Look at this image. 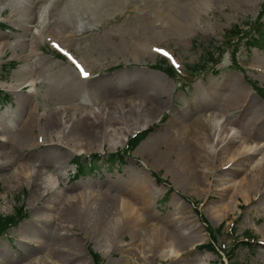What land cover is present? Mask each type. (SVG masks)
<instances>
[{"label": "rangeland", "instance_id": "obj_1", "mask_svg": "<svg viewBox=\"0 0 264 264\" xmlns=\"http://www.w3.org/2000/svg\"><path fill=\"white\" fill-rule=\"evenodd\" d=\"M200 10L195 19L184 23L159 19L153 36L147 37L155 51L139 59L129 56L132 44L140 42L126 24L134 12L115 7L112 1L104 0L101 4L98 0H43L38 4L35 20L27 22L26 28L30 26L26 31L18 24L19 15L11 19L9 10L0 12V33L9 34L0 39V47L6 40L16 45L25 33L33 36L41 31L39 46L29 42L22 44L17 53L8 49L2 55L0 81L6 85L0 87V125L6 121L13 130L19 127L26 95L34 97L28 104L31 113L36 111L42 118L44 127L53 114L63 113L65 121L70 119L74 106L78 117L86 116L93 107L103 110L98 113L95 127L88 128V119L75 118L69 121V127L65 124L57 129L46 128L49 137L55 129L65 128L64 149L74 153L62 160L47 154L44 144L26 152L15 149L12 143L0 142V156L4 160L0 166V215H13L22 206L27 211L23 220L0 234V264H94L91 250L102 256L103 264H174L178 252L183 253V262L192 261L191 264H264L263 171L256 177L250 195H244L252 164L264 158V95L254 88L264 91V49L251 47L246 41L264 27V0H206ZM235 24L239 32L234 37L226 36ZM47 33L71 39L65 45L52 43ZM211 44L220 49L204 65L211 68L196 75V67L187 71L185 67L199 62ZM64 49L71 50L78 61L87 65L90 78H82L77 69L74 75L67 66L69 62L64 56L68 52ZM33 50L41 54L37 56ZM24 51L28 57L22 55ZM165 53L175 63L174 76L154 66L167 57ZM58 75L70 79V86H58ZM29 78L36 83L34 91L28 84ZM18 83L21 90H17ZM242 83L246 87L254 85L251 92L247 88L253 98L243 100L242 117L239 118L241 112L234 111L229 118L231 124L218 120L230 108L228 99L238 97ZM210 112L217 119L212 121L213 130H220L223 138L207 144L209 158L197 160L198 170L194 162L191 171H187L190 176H200V180L208 179L183 180L177 168L183 144L181 133L191 130L196 119H204ZM256 116L262 119L257 127L252 124ZM248 120L251 122L241 127V122ZM119 125L135 128H129L126 140L115 146L121 137L116 130ZM147 127V136L133 152H119L136 132ZM230 127L235 128L234 132L226 137ZM90 129L95 136L85 134ZM1 133L10 140L13 136L11 131ZM186 134L188 140L184 139V144L193 147L198 133L191 130ZM228 142L232 149H223ZM257 145L261 147L249 166L237 161L240 149ZM150 146L151 157L150 153H142L143 149L150 151ZM117 152L112 164L110 155ZM145 155L150 157L148 166ZM76 156L87 157L93 168L89 175L78 176L73 160ZM188 160L192 162L196 157L187 154L185 161ZM29 168L33 179L24 175L12 182L18 169L30 173ZM136 168L156 189V196L151 199L155 225L145 227L144 234L156 227L170 244L177 239L168 255L158 252L152 256L151 252L144 254L139 249L142 257L136 260L134 254L127 252L134 247L133 234L127 229V222L117 224L114 209L107 210L109 219L105 225L109 230L104 234L93 232L73 216L63 217L69 195L85 186L117 191L121 184L131 181ZM154 173L162 181L156 180ZM54 180L59 181L50 187ZM67 187L70 189L65 194ZM209 225L215 229L221 226L222 230L216 232L218 240L213 248H204L202 245L212 241L206 229ZM247 231L252 235H246ZM181 235L188 237V243L178 239ZM230 249L233 254L229 259Z\"/></svg>", "mask_w": 264, "mask_h": 264}, {"label": "bare ground", "instance_id": "obj_2", "mask_svg": "<svg viewBox=\"0 0 264 264\" xmlns=\"http://www.w3.org/2000/svg\"><path fill=\"white\" fill-rule=\"evenodd\" d=\"M5 1L8 3L5 4ZM43 0H0V12H3L5 10H9L10 12V18H15L16 15H19L18 24L21 28H23L25 31L28 30L29 24H26L30 20H35V13L38 8V4L42 2ZM93 1V0H92ZM107 2L112 1V5L118 8H121L123 10L125 9H131V11L134 12L133 17L127 21L126 24H129L130 32L136 33L139 38L140 42H134L132 44V48L129 51V56L134 59H139L142 56L152 54L155 50V45L147 40V37H152L154 34V31L158 28V21L159 19H166L168 21L175 20L177 22L184 23L185 21L193 20L196 18V15H199L201 13L200 5L204 3L206 0H105ZM101 4L104 2V0H98ZM13 5V7H10ZM183 9H180L183 7ZM49 10L51 8H48ZM1 15V13H0ZM63 24L64 22L61 21ZM65 25V24H64ZM66 27V25H65ZM48 36L54 40V41H62L65 42L67 40H70V36H64L63 38L58 37L55 34L47 33ZM7 33H0V39H4L8 36ZM40 36L41 31L39 30L35 35L31 36L29 34H24V37L22 39H17L16 45H14L13 41L6 40L5 42H2V46L0 47V62L2 60V55L6 50H11L14 53H17L24 44H27L29 42H34L36 46L40 45ZM35 38V39H34ZM44 39V35H43ZM23 44V45H22ZM27 46V45H26ZM25 46V47H26ZM34 53L39 56L41 54L39 50H33ZM24 56H29L24 51ZM20 56V55H19ZM73 61V60H72ZM79 64L84 68V72L90 74V69L87 68L86 64H82L81 61H78ZM67 66L74 72L75 74V68L68 63ZM45 67V65H44ZM73 75V77H74ZM89 76V75H88ZM56 78V84L58 86H62L63 88L70 86V79H66V77H62L61 75L55 76ZM77 78L82 80V78L77 75ZM87 78H90L87 77ZM84 80V79H83ZM28 84L31 87V91L34 90L33 85L35 83L33 78L28 79ZM21 83H18L17 90H21ZM251 92L252 88H250L249 85L244 86L242 83L240 85V88L238 90V97H230L227 101L228 106L230 107L229 111L227 110L225 113L222 114V117L218 120H224L229 121V118H231V113L234 111L241 112V109H245V105L243 104V100H250L253 97H251V94L247 91ZM250 97V98H249ZM33 96L26 95L22 101L23 104V114L19 120V127L15 130L11 129L12 126L8 124L6 121L3 123V128H1V132L8 131L13 132V136H11V140L9 137L3 133L0 132V142L1 139L5 140L4 143H12L15 147V149H21L27 152V150L35 149L40 144H44L47 146L45 149L47 151V154L56 155V158H60L61 160L64 159V157L68 154L74 153L71 149H64L63 141L65 142V128L57 131L56 129L60 125L66 124V127H69V121H72V119L78 118V120H84L88 119L89 127H92L97 124V119H99V114L102 109L99 107H93V111H91L86 116L84 114H81L80 117H78L75 113L77 110V106L72 107L71 114H69L70 119L64 120L63 113L59 115H52L50 119L48 120V123H46L45 127L42 123V118L39 117L36 113H31L30 105L28 104L30 99H33ZM243 102V103H242ZM241 104V105H240ZM240 105V106H239ZM240 117H242L243 111L240 113ZM104 115V114H103ZM214 112H210L208 116H206L204 119L202 117H199L196 119L193 124L191 130H194V132H197L198 135H196L194 146L190 147L184 144V139L188 140L187 132H190L191 130H185L181 133V140L183 142L181 149L179 151V162L177 163L178 171L180 172L181 177L183 180H186L187 178L194 182H202L204 180H200V176H197V174L189 175L187 171H191V167L193 163L195 162V165L197 167L200 166V159L202 157H205V159L208 157V146L207 144L211 141H214L218 139L219 137H222L220 130L216 129L213 130L212 123L216 121V116H214ZM257 116L255 119H253L252 124L257 127L259 123L261 122V118ZM251 119V120H252ZM251 120L241 122L242 126L244 127L246 122H251ZM213 121V122H212ZM68 124V125H67ZM229 124L231 122L229 121ZM58 126V127H57ZM47 127H54L56 128L53 132V136L49 137L46 128ZM129 128H135V126L131 127H123V126H116L117 133L121 136L120 140L115 142L114 145L117 146L118 143L126 140L128 134L127 132L130 130ZM42 129H44L43 135ZM235 128L230 127L228 129L226 137H230V134L234 132ZM86 135H94V130H87L84 131ZM207 132V133H205ZM206 134V135H204ZM56 137V139H55ZM90 137V136H89ZM223 138V137H222ZM124 139V140H123ZM214 139V140H213ZM83 140V139H82ZM88 144V143H86ZM261 146H250V147H243L240 149L237 153L239 156L237 161L244 163L245 165L249 166L253 161V156L257 153V149H259ZM223 149L231 150L232 149V143L228 142L227 146ZM78 150V151H82ZM143 154H149L150 157L153 155L151 152V146L150 151H146L143 149ZM191 154L192 156L196 157V160L192 161L188 160L185 161V155ZM144 161L146 162V166L149 164V158L146 157ZM236 156H232V159ZM46 157V156H45ZM44 157V159H45ZM55 157V156H54ZM264 158H258V160L255 162V164H252L251 173L248 179V189H246L244 195H250V190H252L253 185L255 184L256 177L259 175L261 171H263L264 174V164H262ZM199 160V161H197ZM51 162L50 160L47 161ZM188 164V165H187ZM4 165V160L2 156H0V166ZM54 172L58 175L57 169ZM30 173L24 172L20 169H18L17 172L13 174V180L15 178H22V176L26 175L29 176L30 179L34 178L33 172L30 170ZM256 172V173H255ZM135 174H132V179L129 181L127 185L121 184L119 186V189L117 191L115 190H105L104 188H98L99 186H85L83 190L80 192L69 195L68 202L66 203V206L63 208V217H71L73 216L74 220L76 222H79L81 224H84L87 228L93 229V232H100V234H104L108 232L107 226L105 223L108 221L109 216H107V210L114 209L116 211L115 214V220L117 224L122 223H128L127 229L129 228L130 231L133 234L132 244L134 245L133 248H128L127 252L134 254V258H137L136 260H140V253L138 252L139 249H142L144 254L147 252H151L152 256H155L158 252H163L166 255L170 254L172 250V246L175 245L176 240H171V244L169 241H166V235H164L163 232H159V230L155 227L152 229H148L146 233L144 234V231L146 230L145 227L155 225V213L151 205V199L156 196V189L155 184H150L148 180L144 178V174L142 173V170L139 168H136ZM255 173V174H254ZM60 177V175H59ZM205 177V176H204ZM206 177H209L207 175ZM208 178H205V181H207ZM59 180L51 181L50 187H54V184H56ZM204 181V182H205ZM60 185V183H59ZM257 188V187H256ZM70 188L67 187L63 190V193L66 194V192ZM46 190V189H45ZM45 192V191H44ZM45 195V194H44ZM133 205V206H132ZM95 216V217H94ZM211 220V219H210ZM181 237V238H180ZM178 239H181V242L188 243L189 239L186 235H181ZM261 245H264V242L261 243ZM140 250V252L142 251ZM261 251L264 255V246H262ZM135 252V253H134ZM178 259H174V264H191L192 261H186L183 262L181 252H178ZM65 260V259H64ZM194 261L195 259L192 258ZM191 262V263H190Z\"/></svg>", "mask_w": 264, "mask_h": 264}, {"label": "trees", "instance_id": "obj_3", "mask_svg": "<svg viewBox=\"0 0 264 264\" xmlns=\"http://www.w3.org/2000/svg\"><path fill=\"white\" fill-rule=\"evenodd\" d=\"M235 28L236 27L230 29L228 32L233 31ZM252 40L254 42L257 41V39H255V38H253ZM210 55L214 56L215 54H214V52L209 51L208 54L206 53V55L202 58L201 62L198 63V64H195V65H198V67L200 66L202 68V66H204V62L206 60L205 57L210 56ZM161 65H160V67L163 66V65L162 66ZM165 68H166L167 72H169L170 74H172V73L174 74V69L172 67L167 66ZM144 137L145 136H143V137L138 136V137L131 138L130 142L128 143V147L123 152H126V153L127 152H132L139 145V143L141 142V140ZM116 156H117L116 154H111L110 155V157H111L110 161H111L112 164L115 163ZM76 161L78 163L77 164L78 170L80 172L84 173L86 165H84L83 163L86 162V161L81 160V158H79V157L76 159ZM155 176H156L158 181H162L160 176H158L157 174H155ZM22 211H23V208H19L18 210H16V213L14 215H10V216L0 215V234H3L5 231H7L10 228L11 225L17 224L21 219H23L25 217V215H24V213ZM205 221H207V220L205 219ZM221 230H222L221 226H219L217 229H214L213 227L208 226V231L210 232V234L213 237L214 241L217 240L216 232L218 231L220 233ZM246 234L249 235V236L251 235V233L248 232V231L246 232ZM202 246L204 248H213L212 247L213 246L212 243H208V244H205V245H202ZM228 253H230V251H228ZM91 255H92L94 264H102L103 259L98 253H96L93 250H91Z\"/></svg>", "mask_w": 264, "mask_h": 264}, {"label": "snow or ice", "instance_id": "obj_4", "mask_svg": "<svg viewBox=\"0 0 264 264\" xmlns=\"http://www.w3.org/2000/svg\"><path fill=\"white\" fill-rule=\"evenodd\" d=\"M165 55H168L167 53H165ZM83 75L87 76V73H83Z\"/></svg>", "mask_w": 264, "mask_h": 264}]
</instances>
